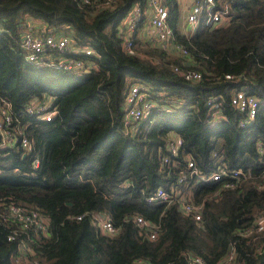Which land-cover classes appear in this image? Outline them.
Returning <instances> with one entry per match:
<instances>
[{"label":"trees","instance_id":"16d2710c","mask_svg":"<svg viewBox=\"0 0 264 264\" xmlns=\"http://www.w3.org/2000/svg\"><path fill=\"white\" fill-rule=\"evenodd\" d=\"M103 2L0 0V105L7 102L13 133L20 131L31 144L27 154L0 144V200L37 209L47 220L45 234L23 233L1 219L6 214L0 207V264H18L21 241L35 251L27 264H186L190 257L264 264V229L255 226L264 214V0H214L215 9L227 4L229 22L211 28L201 18L189 36L176 26L178 0H161L188 59L137 36L135 53L126 54L117 27L133 4L145 0ZM30 19L56 34L70 31L75 46L94 52L54 57L87 59L96 67L69 73L28 62L21 40ZM174 67L198 71L201 79L186 81ZM134 83L148 87L152 107L125 124L124 99ZM236 91L258 99L255 117L243 127L238 121L245 114L230 105ZM43 96L53 97L50 121L26 111ZM210 99L224 119L208 113ZM176 135L182 144L173 154L168 144ZM188 158L203 174L218 165L248 173L229 180L230 187L196 175L179 182ZM172 187L181 200L147 202L156 190ZM182 203L199 207V219L183 214ZM93 214L106 216L116 233L102 232ZM137 216L156 226L153 239L150 228L135 224ZM15 230L18 239L7 240Z\"/></svg>","mask_w":264,"mask_h":264},{"label":"built area","instance_id":"2783aa9c","mask_svg":"<svg viewBox=\"0 0 264 264\" xmlns=\"http://www.w3.org/2000/svg\"><path fill=\"white\" fill-rule=\"evenodd\" d=\"M74 1H80L85 5L88 3V0ZM114 3L115 0H104L103 6H111ZM184 11L181 33L185 36L192 34L201 18L204 25L211 28L227 24L231 19L227 4H224L222 8L215 9L214 0H191L189 5L184 7ZM167 17L168 8L161 3V0H145L144 5L140 3L133 4L117 27V35L120 38L122 50L128 55H133L135 53L134 39L137 36L149 46L159 47L169 54H171L170 50L173 48L176 55L188 59L190 56L189 51L175 42ZM21 48L28 62H35V64L40 66H50L69 73H80L96 67L95 62H90L87 59L72 58L70 56L54 57L53 52L62 53L67 51L69 54L82 55L86 58L94 55V52L88 45L82 47L75 46L70 31L56 34L46 26H44L43 30L37 31L30 20L21 40ZM179 70L178 67H174V71L181 72L183 79L186 81H199L201 79V73L198 71ZM225 77L230 79V75H225ZM148 93V87L141 83L130 85L123 104L125 124L135 122L149 113L152 104L148 100ZM52 100V96L34 99L29 103L26 111L28 113L40 114L44 120L50 121L54 114V111L51 110ZM230 105L245 114V118L238 121V126L243 127L255 117L258 109V99L244 91H236L230 97ZM207 106L209 107L208 113L214 110L211 113L214 119H224V115L219 109V103L215 102L214 99H210ZM12 130V117L9 105L6 101L2 100V104L0 105V144H15L19 146L24 154H27L31 149L30 141L27 137L20 136V131L14 134ZM181 144L182 140L176 135L169 142L168 148L171 153L175 154ZM258 151L260 153L263 152L260 145L258 146ZM164 161H167V159L164 158ZM37 164L38 160L34 159L32 165L36 167ZM186 169L185 172L180 174L179 182L186 180L190 175H196L202 181H223V186L225 185L226 187L232 186V182H229V180H238L239 177H245L248 173L247 169L245 170L241 167L227 169L224 165H218L216 170L203 174L196 170L191 158H188ZM181 196L178 188L172 187L169 191L158 189L147 197V202L169 205L175 197L181 200ZM0 207L4 208L6 214L1 219L13 222L20 228L21 232L33 230L40 231L43 234L46 233L47 220L37 209L25 208L12 201L4 202L1 200ZM180 208L183 214H191L195 219H199V207L192 205V203H182ZM76 218L79 219L80 217ZM91 220L102 232L108 235H113L117 231L111 221L102 214H93ZM134 222L139 228H150V239L155 237V231L153 230L156 228L155 225L149 224L140 216L135 217ZM255 226L256 231L264 229V214L256 216ZM246 232H243L242 235H245ZM16 239H18V232L16 230L12 231L7 237L9 241ZM34 254L33 248L29 247L26 242L21 241L18 254L14 257V262L27 264ZM229 259H232V257ZM186 264L208 263L200 257H190L187 259Z\"/></svg>","mask_w":264,"mask_h":264},{"label":"crops","instance_id":"0c3cea01","mask_svg":"<svg viewBox=\"0 0 264 264\" xmlns=\"http://www.w3.org/2000/svg\"><path fill=\"white\" fill-rule=\"evenodd\" d=\"M190 1L191 0H178L179 6L181 7L182 12H185L184 11V7H186L187 5H189ZM30 21L32 22L33 27L35 28V30L40 31V30H43L44 29V26L45 25L43 24L42 21L35 20V19L34 20L33 19H30ZM170 53L172 55H176V52H175V50L173 48L170 50Z\"/></svg>","mask_w":264,"mask_h":264},{"label":"rangeland","instance_id":"374dc122","mask_svg":"<svg viewBox=\"0 0 264 264\" xmlns=\"http://www.w3.org/2000/svg\"><path fill=\"white\" fill-rule=\"evenodd\" d=\"M183 17H184V12H182L181 7L179 6V16L176 22V26L179 31H181V28H182Z\"/></svg>","mask_w":264,"mask_h":264},{"label":"water","instance_id":"95a60500","mask_svg":"<svg viewBox=\"0 0 264 264\" xmlns=\"http://www.w3.org/2000/svg\"><path fill=\"white\" fill-rule=\"evenodd\" d=\"M86 72H88V71H86Z\"/></svg>","mask_w":264,"mask_h":264}]
</instances>
